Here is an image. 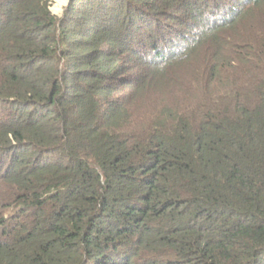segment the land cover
Masks as SVG:
<instances>
[{
  "label": "trees",
  "instance_id": "16d2710c",
  "mask_svg": "<svg viewBox=\"0 0 264 264\" xmlns=\"http://www.w3.org/2000/svg\"><path fill=\"white\" fill-rule=\"evenodd\" d=\"M69 1L0 0V264H264V0Z\"/></svg>",
  "mask_w": 264,
  "mask_h": 264
},
{
  "label": "rangeland",
  "instance_id": "374dc122",
  "mask_svg": "<svg viewBox=\"0 0 264 264\" xmlns=\"http://www.w3.org/2000/svg\"><path fill=\"white\" fill-rule=\"evenodd\" d=\"M69 2H70L69 0H51V10L53 11V14L57 16H62ZM234 33L235 32L231 31V34H234ZM227 34H230V33H227ZM231 34L228 36L222 35V39L226 38L229 41L230 38L232 37ZM199 49L195 53L194 57L191 58L187 63H185L184 65L180 64L176 68L174 67L173 69L174 75L170 76V78L172 77L173 80L170 79L169 83H176L180 87L189 88V85L185 81L189 79L190 73L193 75L195 73V70H197V68L201 65V62H203L201 58L203 57V54H204L203 52L205 51V49H200V50ZM227 52L228 50L225 51V53ZM186 68L190 69V73L186 71ZM179 86L176 87L177 91L181 89Z\"/></svg>",
  "mask_w": 264,
  "mask_h": 264
}]
</instances>
